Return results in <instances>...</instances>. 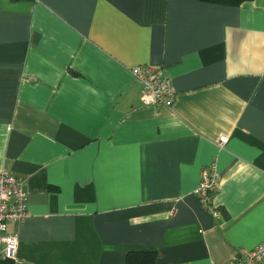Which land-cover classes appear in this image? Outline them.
<instances>
[{
    "label": "crops",
    "instance_id": "crops-1",
    "mask_svg": "<svg viewBox=\"0 0 264 264\" xmlns=\"http://www.w3.org/2000/svg\"><path fill=\"white\" fill-rule=\"evenodd\" d=\"M163 69L170 106L131 68ZM214 164V217L194 189ZM0 264H222L264 241V0H0Z\"/></svg>",
    "mask_w": 264,
    "mask_h": 264
},
{
    "label": "built area",
    "instance_id": "built-area-1",
    "mask_svg": "<svg viewBox=\"0 0 264 264\" xmlns=\"http://www.w3.org/2000/svg\"><path fill=\"white\" fill-rule=\"evenodd\" d=\"M131 73L142 85L141 102L144 105L170 106L174 101V91L162 68L137 65ZM218 187V173L210 164L201 170V177L194 189L199 202L214 217L218 215L213 203V194ZM29 214L27 192L23 180L8 170L0 169V258L16 259L18 237L8 231L10 223H19ZM222 264H264V241L252 248L242 249L238 256Z\"/></svg>",
    "mask_w": 264,
    "mask_h": 264
},
{
    "label": "trees",
    "instance_id": "trees-1",
    "mask_svg": "<svg viewBox=\"0 0 264 264\" xmlns=\"http://www.w3.org/2000/svg\"><path fill=\"white\" fill-rule=\"evenodd\" d=\"M202 2L217 3L223 5L238 6L248 0H198ZM155 251H129L125 256V264H154Z\"/></svg>",
    "mask_w": 264,
    "mask_h": 264
}]
</instances>
